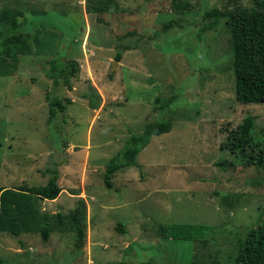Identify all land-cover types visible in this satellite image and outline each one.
Instances as JSON below:
<instances>
[{
    "label": "rangeland",
    "instance_id": "374dc122",
    "mask_svg": "<svg viewBox=\"0 0 264 264\" xmlns=\"http://www.w3.org/2000/svg\"><path fill=\"white\" fill-rule=\"evenodd\" d=\"M89 1L0 0V11H24L17 30L40 33L41 42L32 41L13 74L0 76V186L44 185V169L56 168L61 190L54 200H37L39 211L67 213L83 199L87 231L81 252L72 234L47 242L21 235L20 247L0 232V258L8 262L1 264H39L42 255L59 264H135L152 256L157 263L227 262L264 217V185L250 186L253 167L223 145L246 114L264 144V103L235 99L229 17L201 38L198 32L212 21L203 10L253 7L255 0H192L183 13L172 12L169 0ZM171 20L180 24L164 30ZM59 57L77 65L69 86L47 74ZM50 97L65 103L51 120ZM164 118L171 129L152 135L136 165L114 172L106 187V163L128 136ZM158 223L197 227L189 240L155 244L150 226Z\"/></svg>",
    "mask_w": 264,
    "mask_h": 264
},
{
    "label": "trees",
    "instance_id": "16d2710c",
    "mask_svg": "<svg viewBox=\"0 0 264 264\" xmlns=\"http://www.w3.org/2000/svg\"><path fill=\"white\" fill-rule=\"evenodd\" d=\"M169 1L172 12L183 13L189 12L190 8L193 9L192 0ZM87 2L90 1L87 0ZM255 3L253 7L242 8L236 6L221 10L219 7L213 6L203 10V18H212V21L208 24L203 23L198 32V36L201 38L202 33L218 22L222 15L229 17L235 99L241 104L264 103V0H255ZM92 7L87 6L89 11L94 9L95 12H97L96 10L99 12L103 9L94 5ZM23 12L0 11V76L13 74L20 55L31 52L32 41L39 40L40 33L17 30L21 24L19 16H22ZM109 12L111 11L109 10ZM99 20L103 19L100 18ZM105 24H108V21L105 20ZM174 24L180 23L171 20L166 22L163 28L168 31ZM101 34L105 39L104 33ZM104 39L101 42L106 43ZM123 48L125 49L127 46L121 45L120 49ZM121 52L120 50L116 53V61L120 60ZM48 53L59 54L55 51ZM62 57L51 60L47 74L55 85L69 86L70 76L75 75L78 69L72 61L65 60ZM83 97H86V95L84 94ZM49 100L48 119L51 120L57 110L62 111L65 109V103L55 97H50ZM89 104L93 108L98 106V104L94 106L95 103L91 101H89ZM253 126L254 117L246 114L242 122L229 131V137L223 146L232 153H242L245 165L253 167V173L246 182L257 188L256 186L260 184L264 185V144L261 146L255 140L252 133ZM171 127L172 122L169 118L149 120L139 135L130 134L125 145L106 163L104 170L106 187L112 186L111 178L114 172L121 168L136 165L138 152L149 143L152 135L168 132ZM219 164L222 163L219 162ZM44 171L50 175L44 185L21 183L10 187L0 186V232L16 237L20 247L25 246V242L20 238L21 235L38 234L43 242H47L56 233L72 234L71 241L74 249L81 252L85 246L87 235L84 222L86 204L83 199H80L73 209L67 213L56 212L42 215L37 206V200H54L61 190L57 183L58 170L54 167H46ZM117 227L123 229L122 223H119ZM150 227L158 237L155 243L158 244L160 239L189 240L191 239L192 230H195L197 226L186 223H158L152 224ZM43 256V260L37 263L59 264L57 258L45 260L46 258ZM155 257L152 256L135 264H264V217L257 225L247 230L243 239L236 241L234 256L233 258H231L232 256L228 257L227 262L219 263L217 260H212L210 262L157 263ZM4 262L8 263L0 258V264ZM17 263H20V261H17ZM29 263L32 264L31 262L25 264Z\"/></svg>",
    "mask_w": 264,
    "mask_h": 264
}]
</instances>
